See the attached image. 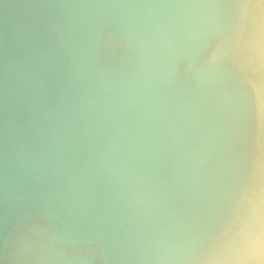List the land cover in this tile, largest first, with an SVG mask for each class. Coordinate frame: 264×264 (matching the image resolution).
Here are the masks:
<instances>
[{
    "label": "water",
    "instance_id": "95a60500",
    "mask_svg": "<svg viewBox=\"0 0 264 264\" xmlns=\"http://www.w3.org/2000/svg\"><path fill=\"white\" fill-rule=\"evenodd\" d=\"M264 0H0V264H262Z\"/></svg>",
    "mask_w": 264,
    "mask_h": 264
},
{
    "label": "trees",
    "instance_id": "16d2710c",
    "mask_svg": "<svg viewBox=\"0 0 264 264\" xmlns=\"http://www.w3.org/2000/svg\"><path fill=\"white\" fill-rule=\"evenodd\" d=\"M262 264H264V262Z\"/></svg>",
    "mask_w": 264,
    "mask_h": 264
},
{
    "label": "rangeland",
    "instance_id": "374dc122",
    "mask_svg": "<svg viewBox=\"0 0 264 264\" xmlns=\"http://www.w3.org/2000/svg\"><path fill=\"white\" fill-rule=\"evenodd\" d=\"M264 262V261H263Z\"/></svg>",
    "mask_w": 264,
    "mask_h": 264
}]
</instances>
